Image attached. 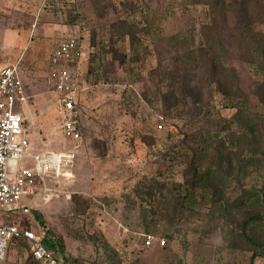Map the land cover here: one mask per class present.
Returning a JSON list of instances; mask_svg holds the SVG:
<instances>
[{
    "label": "rangeland",
    "instance_id": "1",
    "mask_svg": "<svg viewBox=\"0 0 264 264\" xmlns=\"http://www.w3.org/2000/svg\"><path fill=\"white\" fill-rule=\"evenodd\" d=\"M65 37L76 142L46 78ZM17 59L26 153L73 154L32 210L62 264H264V0H0V64ZM0 264L38 263L18 238Z\"/></svg>",
    "mask_w": 264,
    "mask_h": 264
},
{
    "label": "built area",
    "instance_id": "2",
    "mask_svg": "<svg viewBox=\"0 0 264 264\" xmlns=\"http://www.w3.org/2000/svg\"><path fill=\"white\" fill-rule=\"evenodd\" d=\"M79 54L80 47L75 38L65 37L57 40L47 59V82L50 90L57 93V130L67 142L79 140L82 131L77 115L75 67ZM18 62L17 59L0 64V210L17 211L27 216L30 225L0 221V259L10 241L20 238L27 244L33 261L62 264L55 251L44 245V229L39 227L32 210L36 204L53 197L59 179L70 176L73 154L71 149L26 153L28 124L21 109L27 95L19 77ZM26 156L32 159L31 168L20 164ZM51 181L53 186L49 185ZM149 238L147 236L146 243Z\"/></svg>",
    "mask_w": 264,
    "mask_h": 264
},
{
    "label": "trees",
    "instance_id": "3",
    "mask_svg": "<svg viewBox=\"0 0 264 264\" xmlns=\"http://www.w3.org/2000/svg\"><path fill=\"white\" fill-rule=\"evenodd\" d=\"M215 1H221V0H215ZM219 6H220V3H219ZM174 83V82H173ZM171 86H169V90L167 91V95L165 96V98H167V97H169V96H171V94H173L174 93V87H173V85H172V83L170 84ZM242 121H244V120H242ZM213 155V154H212ZM213 158L215 157V156H212ZM215 160H213V162H214ZM200 162V161H199ZM198 162V163H199ZM214 164H216V166L218 167L219 166V164H220V160L219 161H215L214 162ZM192 171H195V170H193L192 169ZM203 173H205V175H201L200 177H199V179H201V180H203V179H205V177H206V172H203ZM197 179V178H196ZM195 179V180H196ZM207 179H208V177H207ZM205 182V181H204ZM261 199H262V201H263V206H264V192H263V194H261ZM37 216V215H36ZM262 219H264V217H262ZM259 220V219H258ZM43 243H44V245L46 246V247H50V248H55L56 247V243L54 242V240H52V239H50V238H48V237H44V240H43ZM258 247L260 248V250L261 251H263L264 250V243H259V245H258Z\"/></svg>",
    "mask_w": 264,
    "mask_h": 264
}]
</instances>
